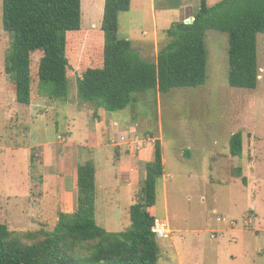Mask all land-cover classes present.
Segmentation results:
<instances>
[{"label":"rangeland","instance_id":"obj_1","mask_svg":"<svg viewBox=\"0 0 264 264\" xmlns=\"http://www.w3.org/2000/svg\"><path fill=\"white\" fill-rule=\"evenodd\" d=\"M104 5L82 0V29L102 44ZM199 8L200 0H132L119 15L118 37L138 44L137 51L144 47L141 55L153 61L170 40L167 30L189 22ZM10 41L0 0V222L15 233L53 229L60 212L76 210V167L92 153L97 222L109 231L126 229L159 139L165 175L152 213L172 228L169 237L158 239L159 264H264V33L258 38L256 89L229 84L228 34L210 29L204 85L134 93L129 107L113 112L78 95L77 69L87 44L77 51L66 98L53 99L49 86L36 85L33 104L19 103L5 66ZM127 131L125 143L120 136ZM238 131L242 157L229 152ZM121 155L132 167L120 170ZM236 167L246 183L234 175Z\"/></svg>","mask_w":264,"mask_h":264},{"label":"trees","instance_id":"obj_2","mask_svg":"<svg viewBox=\"0 0 264 264\" xmlns=\"http://www.w3.org/2000/svg\"><path fill=\"white\" fill-rule=\"evenodd\" d=\"M131 6L132 0H105L102 44L82 29V0H3V27L11 39L5 66L16 100L33 104L36 85L49 86L53 99L66 98L68 76L83 44L88 52L77 69L78 95L107 111L129 107L134 93L196 88L208 79L210 29L228 34L229 84L258 87L264 0H221L214 6L200 0L192 22L179 21L167 30L170 40L153 61L143 58L130 39L118 37L119 15ZM155 143L126 229L109 231L97 222V166L91 153L77 165V208L60 212L53 229L15 233L0 222V264H159L162 250L152 208L165 171L162 143ZM243 146L238 131L230 137V154L242 157ZM233 173L246 183L241 167Z\"/></svg>","mask_w":264,"mask_h":264},{"label":"built area","instance_id":"obj_3","mask_svg":"<svg viewBox=\"0 0 264 264\" xmlns=\"http://www.w3.org/2000/svg\"><path fill=\"white\" fill-rule=\"evenodd\" d=\"M130 134V131H127L126 133L124 132L120 136L121 141L128 143ZM153 231L156 233L158 239L167 238L172 233V228L170 227V224L167 220L156 216L154 220Z\"/></svg>","mask_w":264,"mask_h":264},{"label":"crops","instance_id":"obj_4","mask_svg":"<svg viewBox=\"0 0 264 264\" xmlns=\"http://www.w3.org/2000/svg\"><path fill=\"white\" fill-rule=\"evenodd\" d=\"M154 2H156V0H153ZM192 18H194V17H192ZM191 18V19H192ZM137 41H139V39L138 40H136V42ZM142 42H144V41H142ZM138 44H136V43H133V48L134 49H136V46H137ZM140 46V45H139ZM143 46V45H142ZM137 51V50H136ZM140 51H144V47H141V49H140ZM140 51H137L140 55H141V53H140ZM159 52V51H158ZM142 56V55H141ZM157 56H158V53H157ZM157 56H156V58H157ZM143 57V56H142ZM144 58V57H143ZM121 163H120V170H126L128 167H129V165H130V167H132L131 166V164H129L130 163V158L128 159L127 157H125V156H123V155H121ZM151 160H153V156H149V157H147V162L148 161H151ZM95 161H96V159H95ZM111 161H112V163H113V160L111 159ZM131 162H132V160H131ZM114 165V164H113ZM96 166H97V164H96ZM97 174H98V169H97ZM76 182H77V167H76V171H75V188L77 189V185H76ZM97 189H98V186H97Z\"/></svg>","mask_w":264,"mask_h":264},{"label":"water","instance_id":"obj_5","mask_svg":"<svg viewBox=\"0 0 264 264\" xmlns=\"http://www.w3.org/2000/svg\"><path fill=\"white\" fill-rule=\"evenodd\" d=\"M194 20V18H192L189 22H192Z\"/></svg>","mask_w":264,"mask_h":264}]
</instances>
